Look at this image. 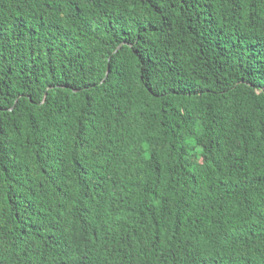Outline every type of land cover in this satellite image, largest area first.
Returning <instances> with one entry per match:
<instances>
[{
    "label": "trees",
    "instance_id": "16d2710c",
    "mask_svg": "<svg viewBox=\"0 0 264 264\" xmlns=\"http://www.w3.org/2000/svg\"><path fill=\"white\" fill-rule=\"evenodd\" d=\"M0 264H264V0H0Z\"/></svg>",
    "mask_w": 264,
    "mask_h": 264
},
{
    "label": "water",
    "instance_id": "95a60500",
    "mask_svg": "<svg viewBox=\"0 0 264 264\" xmlns=\"http://www.w3.org/2000/svg\"><path fill=\"white\" fill-rule=\"evenodd\" d=\"M109 73H110V68H108L107 76L109 75Z\"/></svg>",
    "mask_w": 264,
    "mask_h": 264
}]
</instances>
